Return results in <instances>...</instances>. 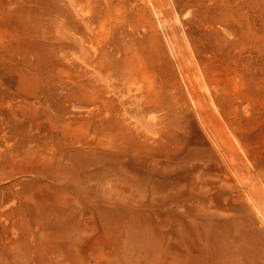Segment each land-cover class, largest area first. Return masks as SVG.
<instances>
[{
  "label": "rangeland",
  "instance_id": "374dc122",
  "mask_svg": "<svg viewBox=\"0 0 264 264\" xmlns=\"http://www.w3.org/2000/svg\"><path fill=\"white\" fill-rule=\"evenodd\" d=\"M130 258L264 262V0H0V264Z\"/></svg>",
  "mask_w": 264,
  "mask_h": 264
},
{
  "label": "bare ground",
  "instance_id": "6f19581e",
  "mask_svg": "<svg viewBox=\"0 0 264 264\" xmlns=\"http://www.w3.org/2000/svg\"><path fill=\"white\" fill-rule=\"evenodd\" d=\"M106 52L107 51H103V53H102V55H106ZM132 81L134 82L135 81V78L134 77H132ZM146 102V101H145ZM148 102V101H147ZM148 104H150V102L149 103H147V105H142L141 104V110L140 111H145L146 109H148V108H154V106H150V105H148ZM107 117V115L105 114V118H103V119H105L107 122H109V120L106 118ZM211 247H212V249H213V256H215L214 258L216 259L217 257L216 256H218V255H223V254H228V253H230V251H232L231 249H230V247L231 246H223V247H221L220 249H224V252L222 253V251H221V253H220V250L218 249V248H216V245H214V244H212V245H210ZM263 248L262 246H259V248ZM161 248H162V246L160 245V244H146L145 245V248H142V251H141V253L143 254V256H145L146 258H149V257H153L154 255H158L159 253H156V252H158L159 250H161ZM195 248V247H194ZM198 248V247H197ZM244 248H245V246H244ZM177 253L175 252V253H173V254H171V256L172 257H175L174 258V260H178V261H184L183 259H182V257H181V255H183V254H186V253H190V252H188V249H190V250H192L193 249V246L192 245H190V244H188L187 243V245L186 244H184V243H182V244H178L177 245ZM211 249V250H212ZM195 250V249H194ZM211 250H210V253H211ZM138 254V253H137ZM212 254V253H211ZM231 254V253H230ZM190 255H192L191 253H190ZM138 256H140V255H138ZM144 261V259H142V258H130V259H128V262L130 263V264H144V263H141V262H143ZM187 261V260H186ZM213 261H214V259H213ZM256 262H258V263H260L261 261H256ZM192 263V262H191ZM238 264H245L244 263V261H240V262H237ZM75 264H91L90 263V261L89 260H85V259H82L79 263H75ZM93 264H96V263H93ZM187 264H190V263H187ZM193 264H198L197 262H195V263H193ZM214 264H222V263H220V262H215L214 261ZM262 264H264V262L262 263Z\"/></svg>",
  "mask_w": 264,
  "mask_h": 264
}]
</instances>
